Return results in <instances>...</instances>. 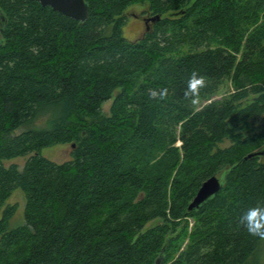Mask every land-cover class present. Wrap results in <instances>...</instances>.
Here are the masks:
<instances>
[{
    "label": "trees",
    "instance_id": "16d2710c",
    "mask_svg": "<svg viewBox=\"0 0 264 264\" xmlns=\"http://www.w3.org/2000/svg\"><path fill=\"white\" fill-rule=\"evenodd\" d=\"M86 1L82 22L0 0V264H246L260 239L239 218L264 202V157L244 159L264 146V0ZM133 4L161 16L139 40L124 34ZM193 71L202 102L221 95L195 112ZM64 143L70 160L41 154ZM214 175L221 190L190 210Z\"/></svg>",
    "mask_w": 264,
    "mask_h": 264
},
{
    "label": "rangeland",
    "instance_id": "374dc122",
    "mask_svg": "<svg viewBox=\"0 0 264 264\" xmlns=\"http://www.w3.org/2000/svg\"><path fill=\"white\" fill-rule=\"evenodd\" d=\"M147 12H148L147 5H144V4H133L127 9L126 11L127 22L124 26V34L126 37H128V39L137 40L144 35L145 30H143L144 28L141 25L142 23L141 18L143 15L144 16L147 15ZM134 15L138 16L139 18L135 17ZM124 71L125 70H122L121 73H123ZM115 73L117 72L115 71L114 74ZM229 88L231 89V87H228V89ZM118 91L119 90H117L116 92ZM116 92L114 93V95L116 94ZM220 97L221 95H217V96L212 97L208 101H204L202 103L204 105ZM113 99L114 97L103 105V109L107 114H109L110 112ZM230 144H231V141L226 140L224 143H222L221 146L225 147V146H229ZM73 148L74 147L71 143L57 144V145L43 148L41 150V154L50 160H53L58 163H62L64 161L72 159ZM29 157L30 155H26V156L16 157L13 159H7V160H4V164L5 166H10L11 164L15 163L20 167V169H22L25 163L27 162V160L29 159ZM7 203L17 206V211L15 215L12 217V219L10 220L9 226L11 228H14V227H17L23 224L25 221V204H26L25 192L22 189L17 188L13 192L12 196L8 199ZM158 221L159 219L150 221L146 225V228L153 226ZM190 221L192 225L193 220L190 219ZM246 264H264V240H260L256 251L249 258Z\"/></svg>",
    "mask_w": 264,
    "mask_h": 264
},
{
    "label": "clouds",
    "instance_id": "9594fccd",
    "mask_svg": "<svg viewBox=\"0 0 264 264\" xmlns=\"http://www.w3.org/2000/svg\"><path fill=\"white\" fill-rule=\"evenodd\" d=\"M207 87V77L197 71H193L186 81L184 98L189 102L195 112L199 110L202 103L201 92ZM168 96V89H154L150 93L153 100L163 101ZM224 174L227 169L222 170ZM239 225L242 226L248 235L264 240V202L249 207L239 218Z\"/></svg>",
    "mask_w": 264,
    "mask_h": 264
},
{
    "label": "water",
    "instance_id": "95a60500",
    "mask_svg": "<svg viewBox=\"0 0 264 264\" xmlns=\"http://www.w3.org/2000/svg\"><path fill=\"white\" fill-rule=\"evenodd\" d=\"M43 6H50L55 11H58L66 16L72 17L79 21H86L90 14V4L86 0H36ZM160 18V15H156ZM5 22L0 25V36L5 29ZM1 40V39H0ZM75 146V144H73ZM254 156L264 157V146L262 149L247 154L244 159L252 158ZM223 186V178L214 175L204 181L199 188L197 194L191 201L189 209L199 208L202 204L208 201L211 197L216 195ZM159 264V263H157Z\"/></svg>",
    "mask_w": 264,
    "mask_h": 264
},
{
    "label": "flooded vegetation",
    "instance_id": "af4514ba",
    "mask_svg": "<svg viewBox=\"0 0 264 264\" xmlns=\"http://www.w3.org/2000/svg\"><path fill=\"white\" fill-rule=\"evenodd\" d=\"M134 16L138 17L136 15H134ZM159 20H161V16H160V18H157V16L155 14H153V13H151L149 11L147 12V15H145V16L143 15L142 18H141V21H142L141 25L144 28L143 30H145V33L139 39L144 38L146 33L152 31L153 27H154V24L158 23ZM5 21H7L5 16L0 12V25H1L2 22H5ZM139 39H137V40H139Z\"/></svg>",
    "mask_w": 264,
    "mask_h": 264
}]
</instances>
